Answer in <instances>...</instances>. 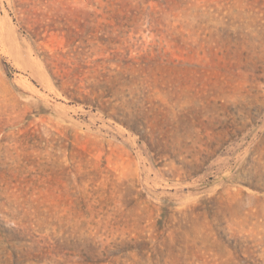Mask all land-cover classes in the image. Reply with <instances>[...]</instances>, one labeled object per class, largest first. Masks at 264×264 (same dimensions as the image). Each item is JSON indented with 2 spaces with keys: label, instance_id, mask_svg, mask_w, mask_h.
Listing matches in <instances>:
<instances>
[{
  "label": "rangeland",
  "instance_id": "rangeland-1",
  "mask_svg": "<svg viewBox=\"0 0 264 264\" xmlns=\"http://www.w3.org/2000/svg\"><path fill=\"white\" fill-rule=\"evenodd\" d=\"M0 264H264V0H0Z\"/></svg>",
  "mask_w": 264,
  "mask_h": 264
},
{
  "label": "trees",
  "instance_id": "trees-1",
  "mask_svg": "<svg viewBox=\"0 0 264 264\" xmlns=\"http://www.w3.org/2000/svg\"><path fill=\"white\" fill-rule=\"evenodd\" d=\"M30 32V34L32 35V36H34V37H36L37 35H38V32H35V31H29Z\"/></svg>",
  "mask_w": 264,
  "mask_h": 264
}]
</instances>
